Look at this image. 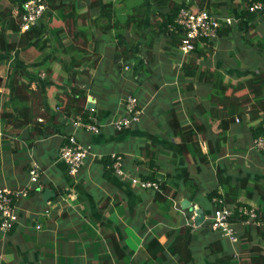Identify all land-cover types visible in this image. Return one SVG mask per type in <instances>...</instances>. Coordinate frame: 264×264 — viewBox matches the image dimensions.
I'll use <instances>...</instances> for the list:
<instances>
[{
    "label": "crops",
    "instance_id": "crops-1",
    "mask_svg": "<svg viewBox=\"0 0 264 264\" xmlns=\"http://www.w3.org/2000/svg\"><path fill=\"white\" fill-rule=\"evenodd\" d=\"M231 16L236 17L237 14ZM238 18H235V23L239 27L241 24ZM169 51L170 55L173 54L169 60L173 65L181 67L183 62L191 61L190 53L178 57L174 49ZM135 57L136 62L143 56L140 54L139 57ZM174 57L179 60L176 61ZM193 59H196L195 62L200 66L202 63L200 61L208 65L207 62L205 64L204 57ZM66 69L68 75L63 82L58 83L51 77L49 80L54 85L48 87L44 94L45 109L49 112L53 109L54 113L52 112L53 115L51 114L48 119L38 117V121L43 122V126L49 124V130L38 126L37 131L35 129L29 134L31 124L26 123L23 124V131L17 133L12 123L0 118V188L13 189L24 186L28 182L31 162H36L43 170L40 178L42 190L18 200L17 221L9 231L3 233L0 230V264H158L156 260L138 262L139 256L146 258L145 243L148 237H157L159 241L164 242L167 230H179L189 221L194 223L193 231L197 242L208 230L213 232L210 226L205 224L207 221L204 219L206 215H210L213 207L210 203H205L209 207L202 210L199 198H204L207 186L210 185L211 189L218 186L216 180H208L214 172V167L210 166V163L193 161L189 155L190 151L184 155H176L178 138L171 137L168 132L169 128L173 127L168 121L171 118L170 111L159 112L160 114L150 110L144 111L145 104L143 107L139 99L138 105L141 109L139 120L117 130L110 124L111 120L126 114L125 97L128 94L135 95L133 88L141 87L142 83L135 82L134 87H129L132 90L129 93L124 92L119 97L106 101L101 91H104V81L107 82L110 76L107 68L100 64L99 58L94 66L88 67L85 73L79 74L74 80L69 67ZM119 70H121L119 74L113 75L118 85L119 81L121 84L129 85V76H125L122 67ZM227 73H230V70ZM242 73L246 74L247 71ZM68 80H71L73 86L84 91L87 100L84 111L88 110L86 112L89 114V121L96 120L99 123V132L74 129L72 121L74 118L77 119V111L70 108V111L64 112L55 105L57 99L63 97L59 94L60 88L56 89V86L65 89ZM79 80L82 84L75 83ZM183 80L186 81L185 84L193 81ZM194 87L205 97V91L211 90L208 85V91L203 89V84L194 83ZM179 89L181 91L180 87ZM31 102L32 100L24 98L23 109L30 107ZM179 115L178 112L180 120L188 119L189 116ZM205 118L209 120L208 112L205 113ZM210 121L212 131L218 132V120ZM235 122L232 127L237 130ZM242 125L246 126V123ZM72 133L80 143L90 146L84 166L77 176H70L66 165L57 158L59 147ZM228 139L229 142L221 147L220 157H217L219 161L223 159L219 164L223 169L232 172L237 180L240 177L247 178V183L242 187H238L239 183L234 184L235 188L233 187L228 197L253 206L255 204V207L260 209L258 228L257 225L248 227L236 224L238 241L231 244L227 240L230 246L228 255L236 262L240 257L250 256V248L254 243L264 246L262 233L264 205H261L264 201L258 199L257 189L254 187L257 181L264 182V166L258 165L255 161L253 168L250 160L245 157L241 160L237 158L232 163L233 158L230 155L240 154L236 148V131H232ZM198 142L202 151L206 152V142L200 140ZM242 145L244 146L241 147ZM242 145L239 147L244 152L247 148L246 152L252 153L248 150L250 144L247 147L246 143ZM114 154L121 156L123 170L121 175L111 166V156ZM106 156L110 164L102 162ZM258 157L260 162H264V154L258 153ZM228 165H232L233 168ZM250 166L252 168H249ZM197 167H200V172L196 171ZM153 170L159 179L165 180L170 186L169 195L175 194L170 197L166 211L159 208V203L153 199L156 188L140 186L141 176ZM186 171L195 183L198 182L202 186L198 192L180 183ZM196 210L203 213L199 222ZM191 211V218L186 219V213ZM199 264H209V259L203 258Z\"/></svg>",
    "mask_w": 264,
    "mask_h": 264
},
{
    "label": "trees",
    "instance_id": "trees-1",
    "mask_svg": "<svg viewBox=\"0 0 264 264\" xmlns=\"http://www.w3.org/2000/svg\"><path fill=\"white\" fill-rule=\"evenodd\" d=\"M24 1L26 0H6L4 3H0V55L2 56L0 61L4 60V62H6L5 60H8V63L13 64L15 62L18 65H14L10 68L12 71L8 72V75H10L9 80L4 82V87L8 91L6 92L3 90L2 92V90H0V118L8 123H12V126L17 133H20L21 130L23 131V124L30 123L31 125L29 127L32 128L28 130L30 131V134L31 131H34L35 129L37 131L38 126H40V128L43 127L45 130H49L50 128L49 124L43 126V122L38 121V117L48 119L54 113L53 109V113L45 109L46 97H44L46 89L51 85H54V83L49 80L51 79L49 76L41 78L30 73L27 70L28 64L24 63L18 56H11L13 53H17L21 49L23 50L31 46L41 50L45 47L47 42L45 39L47 25L41 20L29 30H20L19 21L16 18L19 19V16L22 13V3ZM45 1L47 4L46 9L44 10L45 14L50 16L55 12V15L60 16L62 20H66L69 17L74 19L75 10L79 6L76 0H71V3L70 0ZM255 2H261L264 5V0H137L136 3H133L128 9L129 11L125 13L121 25H119L118 18H113L114 5L111 1L105 2L102 0H95L91 2L89 7L99 11L98 17L107 18V22L101 26L104 32H107L113 27L118 28V30L115 31L114 36L116 38L115 46L117 50L116 55L113 56V64L111 66L114 72L115 70L119 71L114 74L117 75L121 72L119 69L123 62L132 65L134 61V54H129L131 49H128L124 37L125 28L132 29L134 32L140 30L141 33H143L144 29H146L145 27L150 25V29L158 33V38H165V45H163L164 49L173 50L175 48L178 49L185 33L184 29L176 21L179 9L185 8L193 13L206 10L209 14L217 16H230L227 15V13H232V15L236 13L237 16L234 18L239 17L238 22L241 24V26H237L238 30L236 28L234 31L235 27L233 25L235 22L232 25L223 24L218 29L215 38L211 40L201 38L194 41V49L190 54H192L191 57L193 56V58L198 59L200 56L204 57L211 52L215 41L231 40L230 38H227V36H232L235 40H237L238 36L239 40L244 39V33H238L236 31L247 32L248 29L254 27V25L249 22L253 23V20L259 14L262 18L264 16L263 10L253 12L248 9V6ZM223 7L225 9V13L223 11L224 14L217 12L218 8ZM14 8H17L18 11L15 16L13 14ZM67 9H69V11H67ZM149 14H158L160 16L158 24L150 23ZM111 17L114 19L112 22H110ZM242 26L243 30H240V27ZM60 32L61 28H58L56 30L57 40L59 43H62L59 34ZM143 42L144 41H142V43ZM151 44L152 41L149 38L145 51L150 50L152 47ZM63 47L65 48V50L64 48L63 50L67 52L70 49L73 50L70 52L71 62L67 66L69 67V72L73 77V80L79 74L85 73L88 67L94 66L97 62L98 58H89L90 54L84 49L78 48L74 45H63ZM240 49L241 48L239 47L238 50L240 51ZM239 51L238 53H241ZM243 52L241 55L244 57L241 58L246 60L247 54ZM141 56L143 55L141 54ZM193 58H191V61L188 63H182L179 72L177 73L176 80H180L181 77L185 79V77L189 76L194 78L197 83L199 81L202 82L199 84L208 85L211 89H208L210 103L208 105L200 103L196 106L190 107L192 109L191 111L190 109H187L189 114L188 119L180 120L178 118V104L172 100L173 98L168 93L159 91L160 84H156L155 88L157 92L152 99H154V102L155 100L156 102L158 101L159 105H156L157 108L153 113L160 114L159 112L170 111L169 114L171 118H169L168 121L173 127L169 128L170 131L168 132L171 137L178 138V142L176 143L177 156L184 155L185 152L190 151L189 155L193 161L198 160L199 163H210L211 159L214 160L217 157H220L221 147L229 142V134L227 132H230L232 129V125L236 121V118L238 119V121H236L237 123L248 121L247 119L245 120L244 112L249 115L251 121L260 119L256 125L249 126L250 138L253 140L257 136L264 135V116H262L264 115V60L262 61V66L258 68V70L254 68V71L251 70V72L249 71L250 73L247 72L244 74V76L250 75L248 78H243L241 80L238 79L234 84H229L225 81L226 72L224 73L218 69L210 70L206 67L201 68L200 64L196 63ZM236 58L238 57H234V60H236ZM241 58L238 66L241 65ZM117 59H120V61H116ZM257 64L258 63L253 60L251 65L257 67ZM106 67L109 66L106 65ZM149 70L150 68H148L146 57L143 56L139 58L133 65V70L127 72L130 78L129 85H124L129 88V86H133L135 82L142 83L143 79L149 77V75H147L150 73ZM40 76L42 75L40 74ZM114 79L116 80V77H114ZM70 82L71 80L67 81L65 89L56 86V89L60 88L61 91L59 94H62L63 97H59L55 105L58 106L59 109H62V111H70V108L74 109L78 113L76 116L77 119L89 121V114L86 112L88 110L84 111L87 106L85 93L81 90L82 88L73 86L72 84H69ZM119 82L121 84V81ZM192 85V82H189L186 85L187 87L183 86V88L191 90ZM111 87L113 92L114 87L117 86L115 83H111ZM239 90L243 91L239 92ZM130 91L132 90L129 89L127 93ZM25 92L27 95H25ZM120 95L122 94H118L115 97L117 98ZM102 96L106 101L113 99V97L105 92H102ZM24 98H26V100H32L31 106H27L25 109H23L22 106ZM71 105L75 107H71ZM150 108V111H153L154 103L152 100L150 102ZM207 112L209 113V120L205 118V113ZM57 115L58 114L55 116L57 117ZM214 119L218 120V132H213L211 129L210 120ZM199 140L206 142V152L202 151L198 142ZM102 162L104 164H110L107 156L102 159ZM219 163L217 162L215 164L214 172L211 177H208L209 181L216 180L218 186L206 191L204 198H199L201 199L200 208L205 210V208L208 207L205 203H210L214 208L215 205L212 202V199L214 197H220L224 202L232 204L235 207V210L229 216L230 221L241 222L240 220H244L246 217L239 214L236 208L238 205L250 206V204L236 200L234 201L232 198L230 199L228 195L233 190L234 184L236 185L239 183L238 187H242L247 183V178L240 177L239 180H237L232 172L230 173L225 170V168L223 169ZM196 171L200 172V167H197ZM141 180L157 182V188L153 199L159 203V208L166 211L169 207L168 203L170 197L175 195L173 193L169 195L171 189L168 183L163 179H159L154 170L150 171L145 176H141ZM180 183L188 189L191 187L193 191L196 192L202 188L200 183L194 182L188 171L184 173ZM254 187L257 189L258 199L264 201V182L257 181L254 184ZM33 192H35L34 189H31L29 195ZM227 197L230 200H228ZM256 211L258 215L257 219L260 221V209L256 207ZM191 214L192 211L190 213L187 212L186 219L191 218ZM202 217L203 213L197 221L199 222ZM207 223L208 222L205 224L208 225L209 223ZM256 227L258 228L259 226L257 225ZM193 230L194 223L189 221L183 224L179 230H167L166 240L164 242L159 241L157 237H148L145 243L146 258L139 256L138 262L143 261L146 263L148 260H156L158 264H199L203 258H208L209 264H264V246L262 244L254 243L250 248V256L240 257L239 261L234 262L235 260H232V257L228 255L230 246L224 236L216 231L211 232L207 229L208 232H205L203 238L197 242L195 241ZM262 233L264 232L262 231Z\"/></svg>",
    "mask_w": 264,
    "mask_h": 264
},
{
    "label": "rangeland",
    "instance_id": "rangeland-1",
    "mask_svg": "<svg viewBox=\"0 0 264 264\" xmlns=\"http://www.w3.org/2000/svg\"><path fill=\"white\" fill-rule=\"evenodd\" d=\"M4 1L6 0H0V3H4ZM76 1L78 2L79 6L75 10L74 19L69 17L66 20H62L60 16L55 15L56 14L55 12H53V14L50 16H47L44 12V14L40 17L38 21L41 20L47 25L45 30L46 31L45 39L47 40V42L43 49L38 50L37 48L31 46L23 50L21 49L17 53L15 52L11 56L12 57L18 56L21 60H23L24 63L28 64L27 70L30 73L34 74L35 76L42 78L45 77V73H46V76L52 77L54 81L59 83V82H63V79L66 78L68 75L66 67L71 62L70 52L73 51L71 49L68 52L64 51L65 48L63 47V45L66 46L74 45L78 48L86 50L87 53L90 54L89 58L91 57L99 58L100 64H103V68H107L108 70L107 73L110 77L108 78L107 82L104 81V86H103L104 91L101 92H105L109 94L111 97H115L116 95L122 94L124 92L126 93L127 91H129L128 86H125L124 84L118 85V83L113 77L115 72L111 68L113 56L116 55V50H117L115 46L116 38L114 36H115V31H117L118 28L113 27L109 29L107 32L106 31L104 32L101 26L107 22V18L98 17L99 11L97 9L89 7L91 2L95 0H76ZM102 1L105 2L111 1L113 3L114 5L113 18L114 17L118 18L119 25H121L123 23L125 13L129 11L128 9L131 7L133 3H136L137 0H102ZM223 9L224 7L218 8L217 12L223 13L224 11L225 13V9L224 10ZM67 11H69V9H67ZM227 15L231 16L232 13L230 14L227 13ZM14 16H15V12H14ZM149 16H150L149 17L150 23L152 22L154 24H158L160 20V16L158 14H153V15L149 14ZM259 17L260 14L257 15L256 19L253 20V23L249 22L252 25H254V27L248 29L247 32L236 31L238 33L241 32L244 33V39L239 40V36H238L237 40H235L234 37L227 36V38H230L231 40H222V41H218L217 43H214L211 52H209L207 55L204 56L205 64L207 62L208 65L207 66L204 65L203 61H200L202 62L201 67L203 68L206 67L209 68L210 70L218 69L223 71L224 73L226 72L225 81L226 83L229 84H234L236 80L238 79L241 80L243 78H248L250 76V75L244 76L242 72L247 71L248 73H250L251 70L254 71V68L258 70V68L262 66V61L264 60V50H263L264 49V16L262 19H260ZM113 18L111 17L110 22L114 21ZM16 19L20 21V16L19 19L18 18ZM149 26L150 25L145 27L146 29H144L143 33H141L140 30H138V32H134L132 31V29L129 28L124 29V37L126 39L127 47L128 49H131L129 51V54L130 55L134 54L133 55L134 61L132 65L123 62L121 66L124 74H126L125 76L128 77L129 74L127 72H131L133 70V65L136 63L135 56L139 57L140 54H142L144 57H146L148 68H150L149 70L150 73L147 74L149 75V77L142 80L141 87L140 86L134 87L133 85L134 87L133 91H135L134 96H136L137 101L140 99L142 105L145 104L144 111L151 110L150 100H152V102L154 103V109L151 112H155L157 108L156 105H159L158 101L156 102L155 100L154 102V99H152L154 94L157 92L155 88L156 84L158 85L160 84L159 91L168 93L170 96H172L173 100H177L176 104H178L177 107H179V109L177 108V110L180 113L179 115L180 117L181 114L187 115L188 114L187 109H190V107L192 106H196L200 103L204 105H208L210 103L208 98V92L205 91L206 97L204 96V94L200 95L198 91L199 89L197 88L195 89L194 87V83L195 84H199V83H197V81H195L194 78L189 76L185 77V79L193 80L192 81L193 85L191 90L183 88L184 85H185L184 87H187L186 86L187 84H185L186 81H184L182 77L180 78V80L179 79L176 80V75L179 71L180 66L173 65V63L169 61L170 56L172 57L173 54L170 55V51L164 49L163 44L165 42V38L164 37L158 38L157 36L158 33L155 32L154 30L152 31V29H150ZM233 26L235 27L234 29L235 31L237 28V23H235ZM58 28H61V32L59 34L61 36L62 43H59V41L57 40L56 30ZM241 29L243 30V26L240 27V30ZM149 38L152 41L151 44L152 47L150 48L149 51L148 50L145 51V48L148 45ZM142 41L144 42L142 43ZM239 47L241 48L240 51L238 50ZM174 50H175V55H178V57L185 56L181 54V52L178 49L175 48ZM237 50L241 53L244 51L243 53L247 54V59L245 58L246 60H244L243 58H241L244 56H242L241 53H238ZM234 57H240L242 59L240 66H234L235 64L238 65L240 60V58H236V60H233ZM1 58L2 56L0 55V60ZM201 58L203 57L200 56L198 59ZM174 59H176V61L179 60V58L177 57H174ZM253 60H255L258 63L257 67L251 65ZM5 61L6 62H4V60L0 61V86H1L0 90H2V92L3 90L6 91V88L4 87V82H6V80H9L10 75H8V72L12 71V69L10 68L14 65H17V63L15 62L13 64H10L7 62L8 60ZM106 65H108L109 67H106ZM228 70H230V73H227ZM40 74L42 76H40ZM77 82L79 84H82L80 80L76 81L75 83ZM111 83H115L116 86H118V88L114 87L113 92H112ZM136 83L138 84V82ZM106 85L107 88H105ZM179 87L181 88V91ZM204 88L205 90L208 91L207 85L203 84V89ZM241 91L243 90H239V92ZM173 95H175L176 97H173ZM185 104H187L186 107ZM244 115H245L244 116L245 120L247 119L248 121L245 122L243 121L241 123L236 122V126L238 127L237 130H234V126H233L230 132L228 131L229 135L231 134L232 131L233 132L236 131V136H237L236 148L237 150L240 151L239 152L240 154L230 155L233 158L231 162L232 163L235 162L237 158L241 160L242 157L243 158L245 157L248 158V161L250 160V164L252 167L255 165V161L257 162L258 165L264 166V162H260L258 160L259 158L258 153L261 152L256 151L257 153H255V150H252L250 148V145L248 146V144H250L249 141L251 140V138H250V129L247 127L251 125H256L260 119L251 121L249 119V115L246 112H244ZM242 123L243 124L246 123V126L242 125ZM244 143L247 144L246 147L248 146V150L255 154L246 152L247 148H245L246 151L244 152L243 149L239 147V145H242ZM243 146L244 145H242L241 147ZM17 147L19 148L20 145H18ZM220 161H223V159H221ZM220 161L217 158L214 160L211 159L210 166L215 167L216 162L219 163ZM228 166L230 168H233L232 165H228ZM251 166L249 168H252ZM250 180L252 181V178H250ZM209 186L206 187L207 191L211 189V187ZM261 205H264V202H261ZM254 206L256 205L254 204Z\"/></svg>",
    "mask_w": 264,
    "mask_h": 264
},
{
    "label": "built area",
    "instance_id": "built-area-1",
    "mask_svg": "<svg viewBox=\"0 0 264 264\" xmlns=\"http://www.w3.org/2000/svg\"><path fill=\"white\" fill-rule=\"evenodd\" d=\"M47 4L45 0H26L22 3V13L20 14L19 27L21 31L29 30L34 26L43 15ZM248 9L253 12L263 10L264 5L261 2L252 3ZM15 10V11H14ZM13 14L17 15V8H14ZM178 24L184 29V37L178 46L183 55L189 54L194 49V41L197 39H213L217 36L218 29L223 25H232L236 19L231 16L211 15L206 10L200 12H191L188 9L181 8L176 17ZM124 109L126 114L117 119H112L110 124L117 130L128 127L131 122L138 121L141 116L137 98L133 94H128L124 99ZM92 110V109H91ZM236 121L238 119L236 118ZM74 129H83L88 132L97 133L100 131L99 123L94 121H84L82 119H74L72 121ZM250 148L264 154V135L255 137ZM90 146L80 143L74 133L66 137L65 142L59 147L57 158L66 165L70 176L78 174L79 170L85 163L89 154ZM111 166L114 171L121 175L122 159L121 156L114 154L111 156ZM43 173L41 166L36 162H31L28 170V182L19 188H0V230L5 233L9 231L17 221L16 202L22 198L29 196L31 189L41 191L40 178ZM140 186L157 188V182L140 181ZM214 208L210 215H206L210 228L220 233L231 244L238 241V232L236 224L242 225H258L256 207L253 205H238L236 210L239 214L245 216L241 222L230 221L229 216L235 210L232 204L224 202L220 197L212 199Z\"/></svg>",
    "mask_w": 264,
    "mask_h": 264
},
{
    "label": "water",
    "instance_id": "water-1",
    "mask_svg": "<svg viewBox=\"0 0 264 264\" xmlns=\"http://www.w3.org/2000/svg\"><path fill=\"white\" fill-rule=\"evenodd\" d=\"M196 212H197V219H199L202 216L201 211L200 210H196Z\"/></svg>",
    "mask_w": 264,
    "mask_h": 264
}]
</instances>
